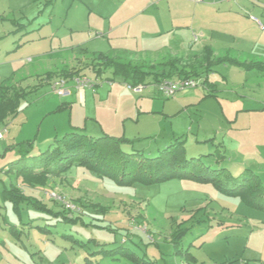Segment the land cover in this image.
<instances>
[{
    "label": "rangeland",
    "instance_id": "1",
    "mask_svg": "<svg viewBox=\"0 0 264 264\" xmlns=\"http://www.w3.org/2000/svg\"><path fill=\"white\" fill-rule=\"evenodd\" d=\"M182 1L192 14L191 0ZM107 2L0 0V87L26 92L0 125V264H132L126 253L152 264H264V201L245 202L257 181L264 187L262 70L217 64L192 77L207 87L165 98L149 79L137 92L95 59L157 63L113 54L96 16ZM175 58L199 62L164 61ZM76 78L90 85L78 91ZM60 79L64 96L52 88ZM74 132L124 139L121 151L143 159L179 140L189 171L144 185L76 165L24 169Z\"/></svg>",
    "mask_w": 264,
    "mask_h": 264
},
{
    "label": "crops",
    "instance_id": "2",
    "mask_svg": "<svg viewBox=\"0 0 264 264\" xmlns=\"http://www.w3.org/2000/svg\"><path fill=\"white\" fill-rule=\"evenodd\" d=\"M164 2L108 0L110 7L104 3L96 14L103 22L99 35L114 45L113 54L151 55V61L159 63L170 56L202 58L209 52L214 66L232 64L258 74L261 66L260 77L264 76V0H191L189 15L180 5L184 1L168 0L167 8L162 7ZM93 14L90 9L89 20ZM139 39L140 43H131Z\"/></svg>",
    "mask_w": 264,
    "mask_h": 264
},
{
    "label": "trees",
    "instance_id": "3",
    "mask_svg": "<svg viewBox=\"0 0 264 264\" xmlns=\"http://www.w3.org/2000/svg\"><path fill=\"white\" fill-rule=\"evenodd\" d=\"M95 56L97 63L102 65V69L112 70L115 75L131 83L133 88L145 86L149 79L156 85L164 80L200 76L201 73L210 71L215 64L211 60L209 52L202 58H194L199 62L190 66L184 65L178 58L149 66H138L133 65L131 62H118L114 57L102 53L95 54ZM227 62L235 63L229 60ZM101 68L98 74L101 72ZM258 69L261 70V66ZM203 85L205 87L209 86L208 79L203 82ZM25 95L26 92L22 90L11 93L7 86L0 87V125L17 113L20 101ZM125 141L124 139L120 140L108 136L93 139L74 132L65 136L62 141L57 142L52 150L45 153L44 158L36 161L33 166L24 169L45 168V170H54V173H63L76 165L86 167L100 175L107 174L112 178L122 177L124 181L139 182L144 185L162 183L187 176L189 169L184 167L182 160L184 142L177 140L176 143H181L179 148L175 149L176 146L173 145L163 151L161 156L156 159H143L140 154L128 155L121 151L120 145ZM25 170L23 172H27ZM225 177L226 180H231L229 175H225ZM195 178L208 181L205 177ZM254 188L248 198L245 197V202L252 206L256 197L262 196L264 201V187L257 181ZM229 194L235 195L236 191L231 190ZM260 203L261 205L258 206L264 208V202ZM126 256L132 264H152L133 253H126ZM192 261H196V259L191 257L187 264H192Z\"/></svg>",
    "mask_w": 264,
    "mask_h": 264
},
{
    "label": "built area",
    "instance_id": "4",
    "mask_svg": "<svg viewBox=\"0 0 264 264\" xmlns=\"http://www.w3.org/2000/svg\"><path fill=\"white\" fill-rule=\"evenodd\" d=\"M194 2H203L204 0H193ZM75 83L77 84L76 88L80 89L81 87L89 86L90 81L89 79H81L76 78ZM67 82L60 79L58 81L53 82L52 88L53 90L59 95L64 96L70 91H67L66 89ZM200 85H203V82L200 80H197L195 78H182V79H169L164 80L158 84H156V88L159 91V94H161L165 98H172L175 97L179 92L186 91V90H192L195 88H198ZM144 86L135 87V91L141 92ZM5 132V130H4ZM2 137V133H0V138ZM68 208H71V205L66 204Z\"/></svg>",
    "mask_w": 264,
    "mask_h": 264
}]
</instances>
